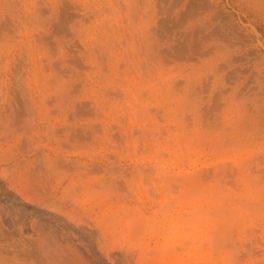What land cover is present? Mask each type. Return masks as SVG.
Segmentation results:
<instances>
[{"label":"rangeland","instance_id":"obj_1","mask_svg":"<svg viewBox=\"0 0 264 264\" xmlns=\"http://www.w3.org/2000/svg\"><path fill=\"white\" fill-rule=\"evenodd\" d=\"M0 264H264V0H0Z\"/></svg>","mask_w":264,"mask_h":264}]
</instances>
